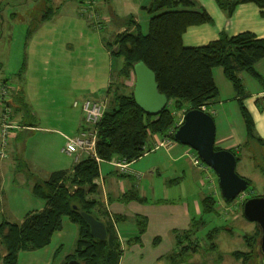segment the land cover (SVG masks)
Masks as SVG:
<instances>
[{"label":"crops","instance_id":"1","mask_svg":"<svg viewBox=\"0 0 264 264\" xmlns=\"http://www.w3.org/2000/svg\"><path fill=\"white\" fill-rule=\"evenodd\" d=\"M105 1L106 4H102L101 8L105 20L109 23L107 26L111 27L112 31L115 30L114 34L126 30H142L143 20L149 24L151 15L145 7L150 6L153 0ZM194 1L198 9L204 8L208 11L215 23L189 27L184 35L185 46L208 45L218 40L222 33L235 36L250 32L258 38H264V16L254 3L239 5L230 17L219 7L217 0ZM39 3L40 0L34 2L31 8L35 9ZM114 16H132L135 21L133 27L118 26V29ZM26 34L29 35L28 31ZM23 63L25 64V61ZM255 68L264 78V59L258 61ZM213 72L218 97L204 106V110L211 115L215 113L217 117L219 112L225 115V124L228 127L227 132L219 137L217 131L216 147L231 151L236 149L239 152L248 140L239 97L223 67H216ZM22 77H19L21 82H9L11 92L8 101L14 111H17L14 120L27 128L11 135L7 144V158H0V224L22 223L30 212L43 210L46 201L34 195L32 187L35 181L48 179L54 171L73 170L78 163L77 158L81 161L89 157L84 152L79 155L66 154L64 147L67 138L82 130L85 123L82 104L85 100L107 102L110 96L111 82L101 94L96 91L93 97H81L82 101L75 100L68 110L60 112L57 116L50 114L47 120L40 118L38 111H31L35 116V123L29 126L26 122V110L17 102L20 98L24 100L30 96L21 87ZM241 78L246 86L245 104L255 121L256 135L264 139V86L246 71L241 73ZM249 84L252 85L251 88ZM75 102H78V105H75ZM212 116L216 121V117ZM240 119L244 122V133L237 129V124H242ZM166 136L167 133H151L144 154L129 162L124 171L118 168L113 160L99 161L100 175L94 180L97 190L92 195L98 202L94 212L112 226L118 238L122 250L118 264H171L168 257L174 252H179L181 243H192V238L190 241L183 233L193 227L195 220L208 216L204 215L205 194L197 190L199 172L203 170L193 164L188 155L189 147L174 140L165 142ZM21 160L29 166V170L20 169ZM85 190L88 192L89 186H85ZM198 234L199 232L193 238L197 242ZM78 236L79 226L66 217L63 228L54 233L51 243L42 249L22 251L19 264H65L67 258L75 251ZM201 251L202 248L181 264H207L208 260L203 257Z\"/></svg>","mask_w":264,"mask_h":264},{"label":"trees","instance_id":"2","mask_svg":"<svg viewBox=\"0 0 264 264\" xmlns=\"http://www.w3.org/2000/svg\"><path fill=\"white\" fill-rule=\"evenodd\" d=\"M94 1L96 0H90L89 5L91 6ZM47 3L51 4V0ZM217 3L230 17L234 15L239 5L246 3L257 5L264 16V0H217ZM145 9L151 15L148 32L144 34L138 29L115 34L111 46L115 44L117 48H111V54L124 60L120 72L126 77L130 76L132 70L134 71L137 62L144 61L156 73L159 89L169 100L167 107L160 115L151 116L137 104L134 88L130 93L115 92L111 100L112 105L105 110L98 125L99 159L89 156L79 161L73 170L54 171L48 179L35 181L33 193L45 200L46 206L41 211L27 214L22 223L0 224V245L6 250L4 254L0 253V264H19V255L22 251H34L48 246L54 233L63 228L66 217L79 226V236L76 249L65 264L72 259H78L81 264H118L122 250L112 226L104 221L109 236L105 241L98 240L92 236L82 214L85 211L101 220L95 215L94 210L98 202L92 196L97 190L94 180L100 175L99 160L120 158L128 162L135 161L144 154L151 133L163 135L175 125L177 120L175 109L178 110L179 107L188 104L186 113L190 109H202L209 105L218 97L213 72L216 67H223L226 77L232 82L239 97L247 126L246 145L257 142L264 146V139L256 135L255 121L245 104L246 88L241 78V73L246 71L264 86V78L255 68L256 63L264 59V38H258L250 32L235 36L222 33L218 40L208 45L188 47L184 44V35L189 27L215 23L206 9H198L194 0H153ZM54 14L55 9L49 6L47 14L42 15L40 21L49 20ZM114 17L117 27H133L135 22L132 16ZM17 102L26 110L27 124L33 125L34 114L22 98ZM8 104L11 107L9 101ZM87 125L85 115L82 129H87ZM236 156L239 161V156L237 154ZM20 169L29 170V166L21 160ZM85 186H89L88 192ZM203 204L204 215H221L216 206L217 200L212 194H205ZM204 225L205 217L197 219L193 222V227L183 235L190 239L192 237L189 235L200 232ZM225 230L226 227L218 226L207 233L206 236L211 243L205 248V252L217 249L214 240ZM229 231L231 232V229ZM259 235L260 229L257 226L255 236H245L249 251L234 250L232 256L241 264H262ZM201 248L203 247L199 242L191 244V247L182 242L179 252H174L168 259L171 264L185 263L191 254L200 251Z\"/></svg>","mask_w":264,"mask_h":264},{"label":"rangeland","instance_id":"3","mask_svg":"<svg viewBox=\"0 0 264 264\" xmlns=\"http://www.w3.org/2000/svg\"><path fill=\"white\" fill-rule=\"evenodd\" d=\"M37 1L39 0H0V85L5 82L8 99L10 84H15L18 80L21 82L19 77L23 76L21 87L30 95L25 97L24 103L30 111H38L40 118L47 120L50 114L57 116L68 110L75 100L82 101L81 97H93L96 91L101 94L109 82L110 96L104 102L106 109L112 105L110 100L115 92L133 91L136 80L134 71H131L129 77L124 76L120 72L124 60L111 54V48L117 47L115 44L111 46L114 43L115 30L112 31L107 26L109 23L101 8L102 4H106L105 0H96L91 6L90 0H51V4L47 3L48 0H40L37 8L32 9V4ZM49 6L55 9V14L51 19L41 22L40 19L47 14ZM141 25L143 33L146 34L148 21L143 20ZM27 31L29 35L26 34ZM251 87L249 84V88ZM188 107V104H184L180 109H175L176 121L181 120ZM16 112L12 108L13 115ZM212 115L216 117V125L218 123L219 137L227 132L226 116L220 112L218 117L215 113ZM240 120L242 124H237V129L244 133V122ZM178 123H175L176 129L181 125L177 126ZM20 126L22 130L27 128L22 124ZM1 151L0 148V158L6 159L7 154L2 156ZM234 151L240 160L237 172L251 181L245 192L250 195L249 198L264 196V146L253 142L251 145L245 144L239 152L236 149ZM77 161L79 162V158ZM208 170L199 172L197 190L204 194L209 193L207 187H203L208 184L209 173L215 178L217 188H220L217 174L211 167ZM220 190V200H217L216 206L221 215L205 217L206 225L198 234V242L203 247L201 254L208 260L207 264H241L232 253L234 250L249 251L245 236H255L257 224L245 217L244 203L239 204L238 198L226 201ZM220 225L226 227V230L214 240L217 249L206 253L204 250L211 243L206 235L213 227ZM190 236L192 243L186 241L185 245L191 247L197 241L193 239L194 233ZM4 252V247L0 245V253Z\"/></svg>","mask_w":264,"mask_h":264},{"label":"water","instance_id":"4","mask_svg":"<svg viewBox=\"0 0 264 264\" xmlns=\"http://www.w3.org/2000/svg\"><path fill=\"white\" fill-rule=\"evenodd\" d=\"M134 97L146 114L160 115L167 107V95L159 89L156 73L144 61L134 65ZM217 125L214 117L202 109H190L184 116V122L175 130L173 139L189 146L199 153L202 160L211 167L219 178L222 197L226 201L235 200L251 185V181L237 172V156L231 150L216 149ZM244 215L260 229L259 252L264 264V196H255L244 203ZM93 237L105 241L108 236L107 224L93 214L83 212ZM67 264H81L72 259Z\"/></svg>","mask_w":264,"mask_h":264},{"label":"built area","instance_id":"5","mask_svg":"<svg viewBox=\"0 0 264 264\" xmlns=\"http://www.w3.org/2000/svg\"><path fill=\"white\" fill-rule=\"evenodd\" d=\"M75 105H78V102H75ZM0 107V145L2 149L1 155L4 156L3 154L5 153V148L8 144L9 136L12 135L11 133H16L17 131L23 129L19 123L12 119L13 113L12 108L8 104V90L5 82L1 84ZM82 107L86 115V123L88 124L87 129H82L75 136L68 137L66 145L64 147V152L68 155H79L81 152H84L90 157L99 159L97 155L98 125L100 124L104 116L106 106L105 103L101 101L85 100L82 104ZM184 116L185 115L182 116L177 126L182 124ZM175 130V127L169 129L165 142L173 141V134ZM162 144H164V142ZM188 155L194 165L198 166L203 171H209V166L202 160L197 151L190 147ZM113 162L122 171L126 170L129 164L128 161L120 158L113 159ZM209 174L210 175L207 178L208 184L205 187H207L209 193L212 194L216 198V200H220L218 196L220 188H217L215 178L211 173ZM249 197L250 195L247 192H243L237 197L238 203L242 205Z\"/></svg>","mask_w":264,"mask_h":264},{"label":"bare ground","instance_id":"6","mask_svg":"<svg viewBox=\"0 0 264 264\" xmlns=\"http://www.w3.org/2000/svg\"><path fill=\"white\" fill-rule=\"evenodd\" d=\"M177 142V141H176Z\"/></svg>","mask_w":264,"mask_h":264}]
</instances>
